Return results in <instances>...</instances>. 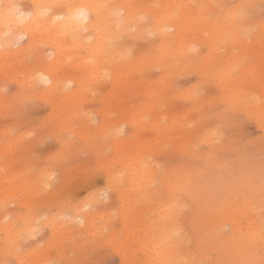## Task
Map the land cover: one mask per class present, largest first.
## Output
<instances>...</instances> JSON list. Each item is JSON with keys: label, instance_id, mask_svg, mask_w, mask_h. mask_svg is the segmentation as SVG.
Wrapping results in <instances>:
<instances>
[{"label": "rangeland", "instance_id": "obj_1", "mask_svg": "<svg viewBox=\"0 0 264 264\" xmlns=\"http://www.w3.org/2000/svg\"><path fill=\"white\" fill-rule=\"evenodd\" d=\"M107 1L164 30L115 69L0 51V264H264V0Z\"/></svg>", "mask_w": 264, "mask_h": 264}, {"label": "bare ground", "instance_id": "obj_2", "mask_svg": "<svg viewBox=\"0 0 264 264\" xmlns=\"http://www.w3.org/2000/svg\"><path fill=\"white\" fill-rule=\"evenodd\" d=\"M19 1L0 0V51L10 50L13 41L20 34H25L31 42L35 37L40 41H50L57 48L56 55L68 50L80 52L73 65L75 68L83 66L88 71H98V64L115 69L114 61L119 54L121 57L129 54L136 37L164 31L159 18L151 16L143 20L142 16L130 10L122 13L118 4L107 0H29L24 7H18ZM80 12L84 15H78ZM173 17L168 21V28L174 27ZM117 36H123L124 40H115ZM165 41L159 37L151 42V46H163ZM40 74L42 82H50L48 87H59L56 76L44 69ZM115 77L118 78V72ZM85 81L78 79L79 88L85 85ZM238 179L227 180V191L236 188Z\"/></svg>", "mask_w": 264, "mask_h": 264}, {"label": "snow or ice", "instance_id": "obj_3", "mask_svg": "<svg viewBox=\"0 0 264 264\" xmlns=\"http://www.w3.org/2000/svg\"><path fill=\"white\" fill-rule=\"evenodd\" d=\"M78 15H84V13L83 12H80V13H78Z\"/></svg>", "mask_w": 264, "mask_h": 264}]
</instances>
